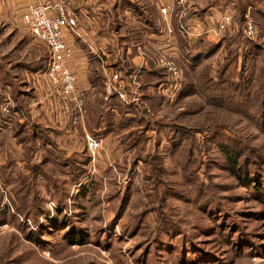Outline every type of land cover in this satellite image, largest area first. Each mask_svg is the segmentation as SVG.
<instances>
[{
    "label": "rangeland",
    "instance_id": "1",
    "mask_svg": "<svg viewBox=\"0 0 264 264\" xmlns=\"http://www.w3.org/2000/svg\"><path fill=\"white\" fill-rule=\"evenodd\" d=\"M127 2L137 4L161 35L149 49L156 63L162 58L185 67L190 51L192 57L200 55L186 67L195 86V76L209 68L214 80L224 82L210 97L192 88L190 96H175L170 103L150 88V100L138 87L132 91L128 104L143 100L153 121L168 124L145 132L157 143V155L151 158H133L135 148L118 143L141 126L132 120L110 134L101 133L102 145L94 157H83L86 144L78 134L77 150L64 142V157L54 150L48 162L45 154L32 156L41 167L28 168L13 129L2 117L0 264H264V0H107V7L118 6L115 12L111 9L116 20L111 22L121 24L123 33L132 25L131 16L140 22L144 18L133 15ZM213 5L212 28L207 29L194 10ZM235 5L244 8L252 23L253 36H245L254 49L247 41L241 51L245 57L222 75L218 63L234 48L225 36L236 32ZM184 7L192 13L189 26L181 25L183 33L176 32L181 24L177 14ZM225 14L233 21L225 33H217ZM22 15H0V59L23 53L22 46L15 48L25 38L30 46L37 43L40 51H47L25 29ZM1 64L5 70L11 66ZM4 72L0 94L8 77ZM19 78L26 82L24 74ZM182 81L181 73L176 91L182 89ZM10 98L16 105L21 99L12 92ZM188 134L195 142L194 154L185 158ZM226 147L247 166L249 184L230 174L222 152ZM68 151H78L79 157L73 159ZM10 158L15 164L7 170ZM72 159L68 167L66 161Z\"/></svg>",
    "mask_w": 264,
    "mask_h": 264
},
{
    "label": "trees",
    "instance_id": "2",
    "mask_svg": "<svg viewBox=\"0 0 264 264\" xmlns=\"http://www.w3.org/2000/svg\"><path fill=\"white\" fill-rule=\"evenodd\" d=\"M127 5L129 6V9L133 12V15L137 16L138 18H141L143 16V10L137 5V4H131L130 2H127ZM118 6H113V9L116 11ZM210 6H206L203 9H197L198 14L200 18H203L205 14L208 13V8ZM236 7V14H235V24H236V32L232 35H226L225 38L229 39V43L233 49H231L230 53L223 57V63H218L219 72H222V75L235 63L240 61L241 57H245V55L241 51L245 49L247 44L249 46H252L251 51H253L254 46L252 43V39L245 36V29L248 23V19L245 16L246 13L244 11V8L235 5ZM196 10V11H197ZM116 14V13H115ZM189 13L183 20V24L187 23L188 19L190 18ZM144 17V16H143ZM233 21V17H232ZM146 24H144V23ZM143 22L138 21L136 24V27L132 28L133 26L127 25L126 33L122 36L121 40L130 42L131 40H134L133 43H141L142 36L144 34L143 27H150L151 31L153 33H157V29L154 28L153 23L148 22L146 18H143ZM185 27V26H184ZM122 28L121 24H115L114 30L120 31ZM143 31V32H142ZM227 30L223 31L224 33ZM177 32V31H176ZM222 32V33H223ZM244 35V36H243ZM248 41V43H247ZM247 43V44H246ZM191 47V46H190ZM190 52V51H189ZM187 52L185 55V58L187 59L188 63L185 67L179 65L181 69V73L183 75V81H182V89L178 88L176 91V96L179 99H183L186 96H190L192 88H196L200 90L201 92L205 93L208 97L212 96V92L217 91L221 88V84H223L224 81L214 80L213 76L210 74V68L206 69L203 73L195 76V80L197 81L199 86H195L191 81V75L187 68L189 69L192 67L198 60L200 55H195L192 57V54ZM135 53V51L133 52ZM250 53L246 52V55ZM2 56L1 57V63L2 61L9 65L11 63L10 69L15 70L16 68H24L28 69L29 71H40L43 70L46 66L47 62V51L46 56H37L36 54H25L22 57L17 56L15 59ZM133 55V54H132ZM0 63V73L5 71L4 74L7 77L6 81L4 82L3 86L4 88H11V92L15 93L17 98H21L18 101V105L15 106V110H18L21 114V117L23 119L22 122H18L17 120H14L11 128L13 129V136L16 139V142L21 145L22 147V159L26 161L28 168L31 166L36 165L37 169L39 170L41 167V161L32 162V156H35V159H39L40 156L42 157L44 154L46 156L43 157L48 162V159H52L55 157V155H49V152L57 151L56 155H60L61 157H64L65 150L63 151L58 141V131L51 127H46L43 123H38L35 121H32L29 117L26 105L24 104V99L26 95H28L27 92L22 91L21 88H19L20 82L15 80V77L12 75V73L8 72V70L4 69L2 67V64ZM125 66L122 67L123 69V78L125 80V85L123 88L127 91L128 96L131 95V75H133L137 68L132 65L124 64ZM187 67V68H186ZM222 75L216 76L217 79H222ZM168 76L165 68H159L156 67L153 62L148 63L147 68H140L137 72V84H138V90L141 92V94L144 95V99L150 100L152 96H148L147 89H152L153 93L156 95L158 93V87L163 82V79H165ZM98 81L100 80L102 85V77L97 78ZM120 82V80H119ZM200 88V89H199ZM23 95L22 97H20ZM160 95V94H159ZM162 100L164 98L162 96L159 97ZM86 110H88V132L93 137L101 138L99 135L102 134H110L112 130L117 128H122L127 125L128 122H131L132 120L137 121L141 124L138 129L129 132L127 135H124L121 137L120 142H118L121 145H127L129 147L135 148V153L132 155L133 158H143V157H153L156 156L155 148L157 146V143H155L152 136L147 135L145 132L147 130L155 131L157 128L161 127L165 129V127L168 125L164 122H162L160 119L157 121H153L151 118V115L146 112V108L144 106L143 100L136 101L132 104H124L121 101H119L118 97L115 93H112L108 96L106 100H104L102 97H94L93 100L87 99V96L85 97L84 102ZM222 105V104H220ZM14 109V108H13ZM10 111V110H9ZM13 111L10 114H6L4 121H8L9 119H12ZM157 127V128H156ZM183 131L185 133L193 134L194 131L192 129L185 130L183 128ZM188 137V144L184 146V151L182 152V156L185 158L192 157L194 154V144L195 142L193 139ZM172 141L174 140V136L171 138ZM151 140L153 141V144H151ZM185 141V140H183ZM188 145V146H187ZM222 152L224 155V159L226 160L228 164V169L232 177L234 179L240 181L241 184H249V181L251 178L246 174L247 173V166H245V163H240L241 157L230 147L222 148ZM73 159L79 157L78 154H74ZM83 157L90 158L89 153L87 151L86 145L83 152ZM66 161L68 167H72L74 160ZM15 164V158H10L9 162L5 164V168L7 170L11 169ZM245 175L242 177V175ZM259 186L256 188L258 189ZM76 244V243H75Z\"/></svg>",
    "mask_w": 264,
    "mask_h": 264
},
{
    "label": "crops",
    "instance_id": "3",
    "mask_svg": "<svg viewBox=\"0 0 264 264\" xmlns=\"http://www.w3.org/2000/svg\"><path fill=\"white\" fill-rule=\"evenodd\" d=\"M41 2H57L62 0H40ZM69 6L76 15L77 27L71 33H66V40L72 45L73 58L69 62L70 67L76 75L78 85L80 88L85 90L87 99L90 101L94 97H102L104 95V83L102 85L100 80L97 78L102 77L103 72L118 73L120 75V83L117 84L118 88L122 92H126L123 86L125 85V80L123 78L124 64L132 65L137 68V71L131 75V95L132 91L136 90L138 84L136 82L137 72L140 68H147L149 61L155 64V60L150 58L149 49H154V42L159 41L158 39L161 35L158 33H153L150 27H143L144 34L142 36L141 43L134 44L131 40L130 42L122 41L121 38L124 35V31H115L114 23L111 21L114 19L112 13L113 7H107V0H68ZM0 15L6 14L10 17L17 16L20 18L25 12L28 0H5V5H3V0L0 1ZM199 6V4H198ZM201 7V6H199ZM118 10V7L116 11ZM197 10V7L194 11ZM115 12V10L113 9ZM131 11V10H130ZM208 13L203 16V18L198 17L199 20H203L205 28L211 29L209 16L215 11V6L208 8ZM132 12V11H131ZM195 13V12H193ZM187 13L184 17L180 18L178 15V21L180 20L181 25L187 27L189 26V20L187 25L183 24L182 20L188 15ZM132 28L136 27L138 21H135L133 16H131ZM193 17V16H192ZM81 22V24L79 23ZM79 23V25H78ZM116 24V23H115ZM180 26L176 31H180ZM174 27V25H172ZM148 30V31H147ZM142 31V32H143ZM210 31V30H209ZM173 33V32H172ZM153 34V35H152ZM158 34L160 36H158ZM166 34V31H165ZM167 35L170 37V35ZM183 36L182 34H180ZM174 36V35H173ZM145 40V41H144ZM169 40V39H168ZM148 41V43H147ZM35 44V43H34ZM25 38L19 41L16 45V50H20L22 46L23 53L20 51L17 54H13V59L17 56L22 57L25 54H36L37 56H46V50L43 52L38 48L36 43L35 46ZM163 45V42H161ZM90 49V51L87 49ZM138 48L143 49V56L139 55ZM135 51V53H133ZM153 51V50H152ZM133 54V55H132ZM11 64V63H10ZM156 66V65H155ZM157 67V66H156ZM8 72L12 73L15 80L20 82L19 88L22 91L28 93L26 95L24 104L26 105V110L32 121L43 123L46 127L54 128L58 131V142L63 147L64 142L68 144L69 148L79 147L76 141V135L81 134V136L86 138L87 135H91L88 132V110H86L84 105V114L78 116L77 118L71 117L66 118V116L61 111L60 103L54 97L49 95V84L45 79V76L40 71H29L24 68H16L11 70L8 67ZM20 73L24 74L25 81L19 78ZM29 78V79H28ZM6 91V92H5ZM11 89L3 88L2 94H0V119L5 117L6 114H10L13 111L12 119H9L7 123L12 126L14 120L22 122L23 119L18 110H15L16 102L10 98ZM30 92V97L29 96ZM9 94V96L7 95ZM130 95V96H131ZM23 95H21L22 97ZM28 98V99H27ZM27 99V100H26ZM105 100V99H104ZM14 108V109H13ZM10 110V111H9ZM3 120V118L1 119ZM86 144V141H85ZM69 155L80 154L78 151L69 152Z\"/></svg>",
    "mask_w": 264,
    "mask_h": 264
},
{
    "label": "built area",
    "instance_id": "4",
    "mask_svg": "<svg viewBox=\"0 0 264 264\" xmlns=\"http://www.w3.org/2000/svg\"><path fill=\"white\" fill-rule=\"evenodd\" d=\"M166 13V10H162ZM188 10L184 7L179 14L182 18ZM21 22L30 35L47 49V62L42 70L43 76L49 84V95L58 100L62 113L66 118L81 116L84 114V102L86 92L80 88L75 73L69 65L73 58L72 45L66 40V33H71L77 27L76 15L69 6L68 0L57 2H41L40 0H28ZM232 23V17L225 14L221 17L216 26V32L225 31ZM184 27L180 26L183 33ZM245 34L253 36L254 29L252 23L248 21ZM169 35V30H168ZM140 56L143 52L138 48ZM155 65L165 68L168 76L160 84L158 92L166 103L174 101L176 96V86L181 77L180 68L174 63L164 59H159ZM120 75L118 73L107 72L102 74L104 83L103 99L115 93L119 101L128 104L129 96L126 92L119 90ZM86 148L90 157H94L98 149L101 148L102 140L91 135L85 138Z\"/></svg>",
    "mask_w": 264,
    "mask_h": 264
}]
</instances>
